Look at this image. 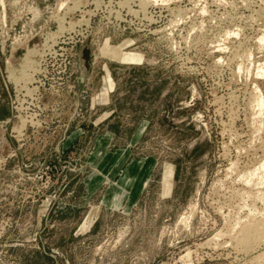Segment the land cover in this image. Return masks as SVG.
Segmentation results:
<instances>
[{
    "label": "rangeland",
    "instance_id": "obj_1",
    "mask_svg": "<svg viewBox=\"0 0 264 264\" xmlns=\"http://www.w3.org/2000/svg\"><path fill=\"white\" fill-rule=\"evenodd\" d=\"M168 1L5 0L0 264H264V0Z\"/></svg>",
    "mask_w": 264,
    "mask_h": 264
},
{
    "label": "bare ground",
    "instance_id": "obj_2",
    "mask_svg": "<svg viewBox=\"0 0 264 264\" xmlns=\"http://www.w3.org/2000/svg\"><path fill=\"white\" fill-rule=\"evenodd\" d=\"M66 1V0H65ZM70 1V0H69ZM73 1V0H72ZM141 1V5H146V4H149V3H152L153 4V2H158V0H140ZM153 1V2H152ZM162 2H163V4H166L167 2L169 3V1L168 0H161ZM66 2H68V0L66 1ZM66 2H64L63 0H62V2H60V5L59 6H61V7H63L65 4H66ZM79 2V1H78ZM160 2V1H159ZM75 4H77L76 2H75ZM79 4V3H78ZM159 4V3H158ZM162 4V3H161ZM154 5H156V4H154ZM167 5V4H166ZM0 6H1V8H2V10H1V16H0V21L2 22V24L3 25H5L6 24V14H5V0H0ZM68 6V5H67ZM58 7V6H57ZM60 7V8H61ZM65 7V6H64ZM77 7V6H76ZM65 8H67V7H65ZM57 9H59V8H57ZM72 9V8H71ZM70 9V10H71ZM72 11V10H71ZM143 15V14H142ZM49 16H53V15H49ZM62 16V15H61ZM58 17V16H57ZM18 18V17H17ZM59 18V17H58ZM62 18V17H61ZM64 18V17H63ZM180 18V17H179ZM178 18V19H179ZM63 20V19H62ZM180 20V19H179ZM57 21H58V19H57ZM59 21H60V18H59ZM58 21V22H59ZM61 22V21H60ZM59 22V23H60ZM62 24V23H61ZM3 27V26H2ZM59 27V26H58ZM60 28V27H59ZM3 29V28H2ZM52 34V33H51ZM50 34V35H51ZM224 35V34H223ZM226 36V35H225ZM49 38H50V36H48ZM224 42V41H223ZM258 43H259V45H260V48H262V47H264V33L263 34H260V37H259V39H258ZM222 47V46H221ZM219 48V47H218ZM218 51V50H217ZM36 52V50H30L28 53H27V55L24 57V62H23V66H22V69H20L21 71H20V73L18 74V73H15L14 71H16V70H12L11 69V71H10V75H9V77L8 78H10L12 81H14L16 84H20L21 82H24V83H26L27 82V80H31V78H32V75H31V73L29 74V73H26V71H27V69L29 70V68L33 65V62L34 61H32V59L30 58V55H32L33 53H35ZM38 54V53H37ZM34 55V54H33ZM40 55V54H39ZM35 56V55H34ZM33 57V56H32ZM35 64V63H34ZM242 65V64H241ZM245 65V64H244ZM241 67V66H240ZM245 67V66H244ZM35 68V67H34ZM39 68V67H38ZM8 69H10V68H8ZM17 69V68H16ZM253 69V68H252ZM32 70V69H31ZM239 70V69H238ZM255 72H256V77H258V76H262V78H264V65H262V64H259L256 68H255ZM33 71H37V70H33ZM248 71V70H247ZM246 71V72H247ZM18 72H19V70H18ZM30 72V71H29ZM39 72V71H38ZM240 72V71H239ZM245 72V71H244ZM250 72V71H249ZM249 72H247V73H249ZM246 73V74H247ZM250 74V73H249ZM255 74V73H254ZM243 76V75H242ZM248 76V75H247ZM260 78V77H259ZM33 79V78H32ZM10 80V81H11ZM30 83V82H29ZM254 89V91L256 90L257 92H258V94H257V97L254 99V97H253V104L254 105H256V108H257V106L260 108L259 110H261V111H264V94H262V92H261V90H259L258 89V87L256 86V88H253ZM30 93V92H29ZM255 94V93H254ZM256 101V103H254ZM252 103V102H251ZM252 105V104H251ZM258 110V109H257ZM259 110L257 111L258 113H259ZM261 114H263V112L261 113L260 112V114L259 115H261ZM262 117V116H261ZM258 118V117H257ZM25 122V121H24ZM262 122V121H261ZM23 123V122H22ZM23 125V124H22ZM258 126V125H257ZM259 127V126H258ZM262 127V126H261ZM258 129H260V128H258ZM257 129V130H258ZM257 133V132H256ZM261 164V165H260ZM260 164H258L259 165V167H255V169L252 171L251 170V172H250V174L249 175H247L250 179H248V180H252V179H257V184L259 183L260 185H263V187H264V159H263V161L261 162L260 161ZM250 170V169H249ZM248 171V170H247ZM247 174L249 173V172H246ZM242 176V175H241ZM243 177V176H242ZM245 178H246V176H244ZM245 178H243V180L245 179ZM245 182V181H244ZM247 182V184H249L248 182L249 181H246ZM256 182V181H255ZM258 187V186H257ZM262 187V188H263ZM238 221V220H237ZM240 222V221H239ZM239 222H237V223H239ZM221 235V234H220ZM239 235H240V237H239V241L238 242H241V244H242V246H243V248H251L252 247V245L253 244H255V243H259L260 241L262 242V241H264V221L263 222H261L260 223V221L259 222H256L255 221V223L253 222H251V223H247V224H245L244 223V225H243V227L241 228V231H240V233H239ZM220 237V236H219ZM214 240V239H213ZM216 240V239H215ZM217 245V244H216ZM258 245V244H257ZM256 246V245H255ZM258 247V246H257ZM259 257V256H258ZM257 257V258H258ZM259 259H261L260 257H259ZM258 259V260H259ZM263 259V258H262ZM262 261V260H261ZM259 263V262H258ZM262 263H264V262H262Z\"/></svg>",
    "mask_w": 264,
    "mask_h": 264
},
{
    "label": "crops",
    "instance_id": "obj_3",
    "mask_svg": "<svg viewBox=\"0 0 264 264\" xmlns=\"http://www.w3.org/2000/svg\"><path fill=\"white\" fill-rule=\"evenodd\" d=\"M138 134H139V132L136 133V135H138ZM106 141H108V140L102 141V140L99 139L98 142H97V147L95 149V153L96 154H95L94 159L96 158L95 161L98 163L99 167H101L104 164V162L106 161L107 158L111 157L109 154H107V152L109 150L108 149L109 142H106ZM130 146H131V144H129L123 150H119V152H121V154L119 155V158H117V164H116V162L114 163L115 164V166H113L114 169L112 170V172L110 171V172L107 173L108 176H114L118 172L120 174L124 175L126 173V171L129 169V168H127L123 172L119 171L120 167H122V166L125 167L126 163L128 162V160L130 158V153H131V147ZM115 160H116V158H115ZM100 175H98V178H100ZM100 180L101 179H99V181Z\"/></svg>",
    "mask_w": 264,
    "mask_h": 264
},
{
    "label": "water",
    "instance_id": "obj_4",
    "mask_svg": "<svg viewBox=\"0 0 264 264\" xmlns=\"http://www.w3.org/2000/svg\"><path fill=\"white\" fill-rule=\"evenodd\" d=\"M80 65L83 75H88L92 67V52L90 48V41L81 50Z\"/></svg>",
    "mask_w": 264,
    "mask_h": 264
}]
</instances>
